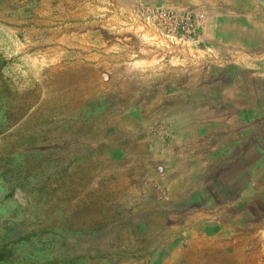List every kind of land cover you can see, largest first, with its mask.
Returning <instances> with one entry per match:
<instances>
[{"label": "rangeland", "instance_id": "rangeland-1", "mask_svg": "<svg viewBox=\"0 0 264 264\" xmlns=\"http://www.w3.org/2000/svg\"><path fill=\"white\" fill-rule=\"evenodd\" d=\"M156 6L0 0V264H264L261 90Z\"/></svg>", "mask_w": 264, "mask_h": 264}, {"label": "crops", "instance_id": "crops-1", "mask_svg": "<svg viewBox=\"0 0 264 264\" xmlns=\"http://www.w3.org/2000/svg\"><path fill=\"white\" fill-rule=\"evenodd\" d=\"M144 1L189 10L198 18L200 40L204 45L197 50L203 56V66L198 69L208 74L202 77L204 83H217L218 78H211L209 74L226 71L232 87H238L239 82L245 81L246 88H259V94L264 98V0ZM228 56L231 60L225 64L218 63L222 61L221 57ZM252 79L253 84L250 82ZM261 102L264 103V99ZM232 136L228 140L214 141V145L220 146V150L234 151L239 144L236 129Z\"/></svg>", "mask_w": 264, "mask_h": 264}, {"label": "built area", "instance_id": "built-area-1", "mask_svg": "<svg viewBox=\"0 0 264 264\" xmlns=\"http://www.w3.org/2000/svg\"><path fill=\"white\" fill-rule=\"evenodd\" d=\"M160 26L161 35L169 41H198L200 24L198 18L188 12H182L179 16L164 6H156L149 10ZM175 13V14H174Z\"/></svg>", "mask_w": 264, "mask_h": 264}, {"label": "bare ground", "instance_id": "bare-ground-1", "mask_svg": "<svg viewBox=\"0 0 264 264\" xmlns=\"http://www.w3.org/2000/svg\"><path fill=\"white\" fill-rule=\"evenodd\" d=\"M185 181V180H184ZM178 182V181H177ZM183 182V181H182ZM179 185V187H181V185L180 184H178ZM183 185V184H182ZM174 186V185H173ZM174 187H176V183H175V186ZM174 187H173V189H174ZM174 191V190H173ZM172 192V191H171ZM174 192H176V190L174 191ZM181 192V191H180ZM173 193V192H172Z\"/></svg>", "mask_w": 264, "mask_h": 264}]
</instances>
